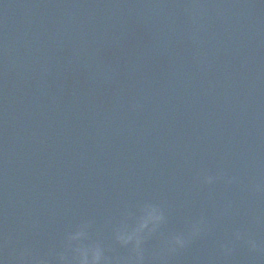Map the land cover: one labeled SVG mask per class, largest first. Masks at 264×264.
Listing matches in <instances>:
<instances>
[{
	"label": "water",
	"instance_id": "obj_1",
	"mask_svg": "<svg viewBox=\"0 0 264 264\" xmlns=\"http://www.w3.org/2000/svg\"><path fill=\"white\" fill-rule=\"evenodd\" d=\"M257 185L264 0H0L3 264H58L82 224L135 264L115 233L148 204L165 222L144 264H264L246 243L264 248Z\"/></svg>",
	"mask_w": 264,
	"mask_h": 264
},
{
	"label": "clouds",
	"instance_id": "obj_2",
	"mask_svg": "<svg viewBox=\"0 0 264 264\" xmlns=\"http://www.w3.org/2000/svg\"><path fill=\"white\" fill-rule=\"evenodd\" d=\"M222 177L214 176H204L203 182L206 184H212L217 179ZM228 180V183H231ZM256 190L264 191L260 185L256 186ZM165 222L164 213L158 206L155 205H145L141 209V214L136 218L135 222L131 225L124 224L117 229L115 233V239L118 243L123 246H132V250L135 253V264H144L143 249L142 244L144 240L154 234L158 228ZM88 224H82L74 232L67 234L65 239V252L58 254L57 260L58 264H109L104 248L99 243L86 242L88 240L87 230ZM203 230V221L193 224L191 230L187 236L185 235H175L167 242L168 250L175 251L178 248L185 247L188 239L192 236L198 235ZM235 238L237 240L242 239V234L235 233ZM246 243L250 250L252 251H264V248L257 243L256 240L248 238ZM231 249L225 247V254H229ZM71 253V258L65 254ZM30 252H22L19 256L21 264H28L30 257ZM0 264L3 261L0 260ZM36 264H48L47 260H38Z\"/></svg>",
	"mask_w": 264,
	"mask_h": 264
}]
</instances>
